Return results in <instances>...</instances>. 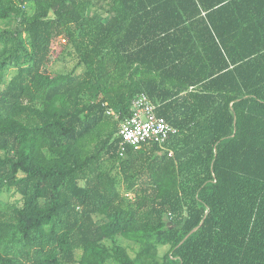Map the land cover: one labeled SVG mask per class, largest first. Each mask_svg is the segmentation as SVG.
<instances>
[{
	"label": "trees",
	"instance_id": "1",
	"mask_svg": "<svg viewBox=\"0 0 264 264\" xmlns=\"http://www.w3.org/2000/svg\"><path fill=\"white\" fill-rule=\"evenodd\" d=\"M0 22V264H264V0H0ZM139 93L177 133L120 157L107 111Z\"/></svg>",
	"mask_w": 264,
	"mask_h": 264
},
{
	"label": "built area",
	"instance_id": "2",
	"mask_svg": "<svg viewBox=\"0 0 264 264\" xmlns=\"http://www.w3.org/2000/svg\"><path fill=\"white\" fill-rule=\"evenodd\" d=\"M107 114L119 121L120 157L125 155L128 147L140 150L144 146L156 145L166 150L169 140L177 133L164 118L157 116L155 104L145 93L135 96L130 113L124 119H120V115L113 110H108ZM169 154L172 155V152Z\"/></svg>",
	"mask_w": 264,
	"mask_h": 264
},
{
	"label": "rangeland",
	"instance_id": "3",
	"mask_svg": "<svg viewBox=\"0 0 264 264\" xmlns=\"http://www.w3.org/2000/svg\"><path fill=\"white\" fill-rule=\"evenodd\" d=\"M9 24L7 22H0V31L6 27H8ZM16 73V70L15 69H9L5 74H4V77L2 78V86L1 87H4L5 85H7L11 79V77H13ZM105 165H109V162H106ZM121 191L123 192V189H121ZM19 198V195H17L14 190L12 191H6L3 193V199L6 200V201H10V202H13L15 201L16 199ZM123 244L125 246H128L129 243L128 242H123ZM169 250V247L168 246H164V247H161L159 249V253L160 255H164L167 251Z\"/></svg>",
	"mask_w": 264,
	"mask_h": 264
},
{
	"label": "water",
	"instance_id": "4",
	"mask_svg": "<svg viewBox=\"0 0 264 264\" xmlns=\"http://www.w3.org/2000/svg\"><path fill=\"white\" fill-rule=\"evenodd\" d=\"M198 228H199V227H197V228H195L194 230H192V231L186 236V238L184 239V241H186V240H187V239H188V238H189L194 232H196V231L198 230ZM184 241H183V242H184ZM183 242H182V243H183ZM182 243H181V244H182Z\"/></svg>",
	"mask_w": 264,
	"mask_h": 264
}]
</instances>
